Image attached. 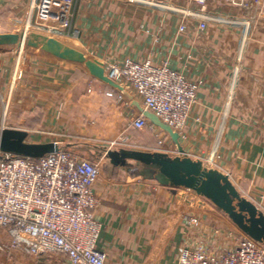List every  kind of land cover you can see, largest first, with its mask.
Segmentation results:
<instances>
[{
  "label": "crops",
  "instance_id": "crops-1",
  "mask_svg": "<svg viewBox=\"0 0 264 264\" xmlns=\"http://www.w3.org/2000/svg\"><path fill=\"white\" fill-rule=\"evenodd\" d=\"M36 1L0 0V26L11 29ZM71 1L70 30L39 33L70 58L48 43L30 44L21 77L14 78L15 50L0 49V93L12 89L7 104L0 103V128L23 130L28 143H54L98 165L97 249L105 252L107 264H175L194 233L185 218L195 200L204 226L241 233L197 192L177 185L181 168L160 160L214 162V168L208 163L203 168L228 174L264 215V0H209L202 32L189 21L179 32V6L165 0L155 6L136 3L140 0ZM126 58L167 63L199 84L181 135L149 119L143 130L130 126L142 105L127 82L115 84L123 101L105 96L114 87L101 66ZM0 264L67 262L59 254L31 256L13 249L8 255L0 251Z\"/></svg>",
  "mask_w": 264,
  "mask_h": 264
},
{
  "label": "built area",
  "instance_id": "built-area-1",
  "mask_svg": "<svg viewBox=\"0 0 264 264\" xmlns=\"http://www.w3.org/2000/svg\"><path fill=\"white\" fill-rule=\"evenodd\" d=\"M165 1L179 6V32L186 30L185 21L195 24L198 31L207 29L209 0H185L184 5ZM30 5L27 17L45 32L70 30L71 0H37ZM261 13L264 16V5ZM23 50L14 51V78L22 74ZM101 70L113 84L127 82L139 97L142 109L130 126L148 127L144 113H150L170 130L183 133L197 102L199 84L166 63L156 66L126 58L121 63L106 61ZM11 94L12 89L5 96L0 93V103L7 104ZM105 96L124 100L117 88ZM205 163L210 169L216 166L211 161L200 164ZM98 176L97 164L63 147L38 159L0 151V251L7 255L13 249L31 256L59 254L67 264H107L105 252L97 249L102 224L96 216L100 200L93 189ZM224 176L230 181L228 174ZM185 224L194 233L180 248L175 264H264V245L243 232L206 227L194 216H186Z\"/></svg>",
  "mask_w": 264,
  "mask_h": 264
},
{
  "label": "water",
  "instance_id": "water-1",
  "mask_svg": "<svg viewBox=\"0 0 264 264\" xmlns=\"http://www.w3.org/2000/svg\"><path fill=\"white\" fill-rule=\"evenodd\" d=\"M20 40H22V36L18 33L11 36L0 35V46L17 45ZM26 40L27 45L48 43L54 52L64 58H70L66 53L61 52L57 45L44 41L45 39L39 35H29ZM104 80L113 85L114 88H118L105 77ZM144 115L164 130L170 131L165 124L152 114L144 113ZM26 137L27 133L23 130L0 128V151L14 156L38 159L58 149V146L54 143H28L25 141ZM160 162L168 166L181 168L183 175L176 177L177 185L204 196L216 208L228 215L240 231L264 245V215L252 204L241 198L224 175L216 170H206L199 162H192L186 156L175 162H169L168 160H160Z\"/></svg>",
  "mask_w": 264,
  "mask_h": 264
},
{
  "label": "rangeland",
  "instance_id": "rangeland-1",
  "mask_svg": "<svg viewBox=\"0 0 264 264\" xmlns=\"http://www.w3.org/2000/svg\"><path fill=\"white\" fill-rule=\"evenodd\" d=\"M138 4H144L146 6H151V2H149L148 0L147 1H139V2H136ZM136 4V5H138ZM143 5V6H144ZM139 6V5H138ZM29 9H31V5L28 6V9L27 11L24 13L23 17L20 18V20L18 21V23L16 25H11V29H6L3 27V25L0 26V35L3 36L4 33H9L11 35H13V32H10V31H17L15 32L14 34L18 33L22 36V40H20L19 42H17L18 45H16L15 47H0V49H9V48H13V50L16 51L17 48H23V53L24 54H27V40H26V37L29 36V35H39V33H41V31L45 32V30L43 28H41L40 26L36 25L31 19H29L27 17V12H29ZM179 27V26H178ZM10 35V36H11ZM30 44H28L27 46H29ZM164 64V63H163ZM167 64V63H166ZM168 65V64H167ZM169 66V65H168ZM170 67V66H169ZM239 187V186H238ZM236 192L239 194V196L241 198H243L244 200H246L247 202H249V195L246 194L244 191L241 190V187L237 190L235 188ZM197 196H199L202 200H204L208 205H209V209H212V210H216L215 212H219V217L223 216L224 220L227 221L231 226H233L234 229H238V227L229 219L228 215L224 214L222 211H220L218 208H216L210 201H207V199L202 196L201 194L199 193H196ZM197 201L195 200V203H194V207H193V213L191 216H194V217H198L200 219V217L198 216V212H200L201 209V205L198 204L197 206ZM209 211V210H208ZM218 215V214H217ZM207 218L210 219V217L212 216V214L210 213V215H207ZM210 216V217H209ZM202 218V217H201ZM215 224V222H214ZM215 226V225H214ZM239 232L242 233V231L238 230Z\"/></svg>",
  "mask_w": 264,
  "mask_h": 264
},
{
  "label": "trees",
  "instance_id": "trees-1",
  "mask_svg": "<svg viewBox=\"0 0 264 264\" xmlns=\"http://www.w3.org/2000/svg\"><path fill=\"white\" fill-rule=\"evenodd\" d=\"M10 35H11V34H9V33H4V34H3V36H10ZM35 121L38 123V121H40V119L38 118V119H36Z\"/></svg>",
  "mask_w": 264,
  "mask_h": 264
}]
</instances>
